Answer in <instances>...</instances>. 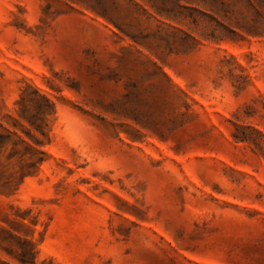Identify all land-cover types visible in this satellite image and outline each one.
Returning a JSON list of instances; mask_svg holds the SVG:
<instances>
[{
    "label": "rangeland",
    "instance_id": "rangeland-1",
    "mask_svg": "<svg viewBox=\"0 0 264 264\" xmlns=\"http://www.w3.org/2000/svg\"><path fill=\"white\" fill-rule=\"evenodd\" d=\"M211 8L0 0V264H264V7Z\"/></svg>",
    "mask_w": 264,
    "mask_h": 264
},
{
    "label": "trees",
    "instance_id": "trees-1",
    "mask_svg": "<svg viewBox=\"0 0 264 264\" xmlns=\"http://www.w3.org/2000/svg\"><path fill=\"white\" fill-rule=\"evenodd\" d=\"M213 4V8L210 9V11L218 16L221 14L223 15L224 18H227L230 20V17H228L229 14H234L236 9L240 8H248V10L255 11L256 13H259V9L264 7V0H210ZM198 12L197 10H195ZM202 16H206L205 13L198 12ZM169 14H173L174 17L176 18H186L182 17L184 16L182 11L178 9L177 12L169 11ZM210 21H213L215 23V27L212 29L211 34L214 36V34L219 33L218 37L223 38L224 34H233L236 35V29L243 32L244 34L251 35L254 34L252 33V27L250 26L249 22H246V25H241L236 21L237 23L235 24L234 28L235 30H232L224 25H222L216 17L212 16H207ZM193 23H197L196 19H193ZM219 30H222L219 31ZM31 256V254H30ZM26 260V259H25ZM19 262L21 264H26L27 261H24L23 259H19ZM30 264H34V260L30 259Z\"/></svg>",
    "mask_w": 264,
    "mask_h": 264
}]
</instances>
